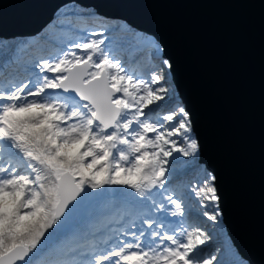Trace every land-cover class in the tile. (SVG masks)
<instances>
[{
    "label": "snow or ice",
    "instance_id": "obj_1",
    "mask_svg": "<svg viewBox=\"0 0 264 264\" xmlns=\"http://www.w3.org/2000/svg\"><path fill=\"white\" fill-rule=\"evenodd\" d=\"M83 39L0 82V264H256L227 239L202 254L222 197L171 57L137 32L152 55L129 74L104 29Z\"/></svg>",
    "mask_w": 264,
    "mask_h": 264
},
{
    "label": "water",
    "instance_id": "obj_2",
    "mask_svg": "<svg viewBox=\"0 0 264 264\" xmlns=\"http://www.w3.org/2000/svg\"><path fill=\"white\" fill-rule=\"evenodd\" d=\"M71 3L152 37L174 63L226 234L264 264V0H0V38L34 37Z\"/></svg>",
    "mask_w": 264,
    "mask_h": 264
},
{
    "label": "trees",
    "instance_id": "obj_3",
    "mask_svg": "<svg viewBox=\"0 0 264 264\" xmlns=\"http://www.w3.org/2000/svg\"><path fill=\"white\" fill-rule=\"evenodd\" d=\"M55 18H57L58 22V26H55V29L57 28L56 32H58L59 29L61 33L55 38L56 40H54V43L47 42L48 40L46 41L45 36L49 34L50 25L48 27L49 29L47 28L35 39V42H45V46L42 48L34 49L30 42L32 39H23L19 37L11 39L0 38V49L3 50L2 53H0V82H7L10 79L23 80L29 77L33 70L34 62L38 57H49L62 54V52L67 50L69 43L86 42L83 39L85 35L101 29H104L105 45L111 43L110 48L113 50L110 52V55L122 62V59L118 57V53H121H116L114 49L117 47L123 48L129 44L133 45L135 33H139L138 30L121 20L103 17L92 9L84 8L76 3L67 4L60 8L55 14ZM61 21L64 23H61ZM82 23H84L85 26H82ZM126 28H132V31H127L125 30ZM128 52H130V50ZM11 53L12 55H10ZM139 53V51L135 52L134 57L137 58ZM121 57L124 59L126 55L121 54ZM150 57V51L147 49L140 56L141 60L139 59L138 61L145 64L148 63ZM5 59L7 60L5 61ZM2 63H4V66L1 65ZM122 66L125 67L127 65L122 63ZM127 71L130 73L128 69ZM187 178L188 177L185 179ZM107 191L111 193H123L130 192L131 189L112 187L107 189ZM122 206V201L119 197H116L111 200L109 209L114 211ZM229 258L228 256L225 257V259Z\"/></svg>",
    "mask_w": 264,
    "mask_h": 264
},
{
    "label": "rangeland",
    "instance_id": "obj_4",
    "mask_svg": "<svg viewBox=\"0 0 264 264\" xmlns=\"http://www.w3.org/2000/svg\"><path fill=\"white\" fill-rule=\"evenodd\" d=\"M57 23L58 22L56 21V23H54L53 25H51V28L50 29L48 28L49 26L47 27L49 29V34H50V35L47 34L45 36L46 37V41L48 40L47 42L54 43L55 42L54 40H56L55 38H57V36L61 33L59 31V29H58V32H56L57 28L55 29V26H58ZM38 35H40V34H38ZM19 38H23V39L27 38V39H30L31 37H19ZM152 40H154V39H152ZM145 42H147V41H145ZM145 42H143V43H145ZM44 43L45 42L37 41V42H34V43L32 42L31 44L33 45V48L34 49H39V48H42V47L45 46ZM110 46H111V43L105 45L106 50L109 51V53L113 50V49L110 48ZM148 47H149V51L152 53V50H150L151 49L150 43L148 44ZM114 50H115L116 53L120 52L121 54L126 55V57L123 59L121 57V54L118 53V57L120 59H122V63L124 65H127L125 67L128 70L131 69L132 71H137V72H141L142 73L145 70V68L147 67V65H148V63L143 64V63H140L139 61H136V58L134 57V52H132V49L131 50L130 49H124L123 50L121 47H117ZM129 50H130V52H128ZM15 51H16V49H15ZM10 55H12V53ZM7 59H5V61ZM3 64L4 63H2L1 65L4 66ZM221 236H222V234H219V235L217 234L216 238H214L213 241L209 242V244L206 245V246H202V248H203L202 254L205 256V258H208V257L213 256V255L217 256L218 259L221 258L222 249L224 247V240L227 239L226 234L223 235V237H221ZM227 241H229V239H227ZM230 244H232V243L230 242ZM225 257L226 256H224V258Z\"/></svg>",
    "mask_w": 264,
    "mask_h": 264
},
{
    "label": "bare ground",
    "instance_id": "obj_5",
    "mask_svg": "<svg viewBox=\"0 0 264 264\" xmlns=\"http://www.w3.org/2000/svg\"><path fill=\"white\" fill-rule=\"evenodd\" d=\"M55 21H57V20L55 19L54 22L51 23V25H53V24L55 23ZM40 34H41V33H40ZM150 50H152V49H150ZM220 229H221L222 231L219 232L218 235H219V234H222L221 237H223V235L226 234V230H225L224 224L222 223V220H221V224H220ZM226 236H227V234H226ZM227 239H229L228 236H227ZM230 242H231V241L229 240L228 243H230Z\"/></svg>",
    "mask_w": 264,
    "mask_h": 264
}]
</instances>
